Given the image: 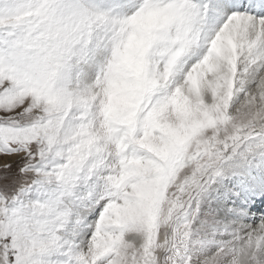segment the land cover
Listing matches in <instances>:
<instances>
[{
	"label": "snow or ice",
	"instance_id": "1",
	"mask_svg": "<svg viewBox=\"0 0 264 264\" xmlns=\"http://www.w3.org/2000/svg\"><path fill=\"white\" fill-rule=\"evenodd\" d=\"M0 264H264V0H0Z\"/></svg>",
	"mask_w": 264,
	"mask_h": 264
}]
</instances>
